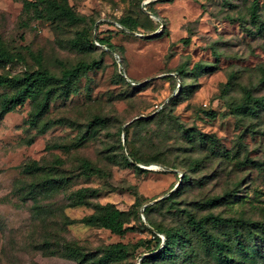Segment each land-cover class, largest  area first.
Listing matches in <instances>:
<instances>
[{"label": "rangeland", "instance_id": "1", "mask_svg": "<svg viewBox=\"0 0 264 264\" xmlns=\"http://www.w3.org/2000/svg\"><path fill=\"white\" fill-rule=\"evenodd\" d=\"M55 1L81 19L56 14L46 1L0 0V47L13 54L0 73L41 66L59 75L96 61L65 94L45 86L52 93L35 123L42 88L0 116V264H86L66 257L64 246L97 256L113 242L129 253L108 264H137L146 252L134 244L151 236L138 216L188 233L173 256L147 264H264L260 229L239 228L242 244L261 248L241 263L238 232L206 220L230 246L233 259L224 263L185 221L189 212L264 223V104L254 103V113L234 107L244 89L264 95V0ZM197 63L210 67L197 71ZM12 91L0 85V98ZM127 152L136 162L123 159ZM211 197L218 200L206 204ZM95 203L126 211L121 233L81 221Z\"/></svg>", "mask_w": 264, "mask_h": 264}, {"label": "trees", "instance_id": "2", "mask_svg": "<svg viewBox=\"0 0 264 264\" xmlns=\"http://www.w3.org/2000/svg\"><path fill=\"white\" fill-rule=\"evenodd\" d=\"M34 1H46L48 6L59 15H63L69 20H78L81 19L80 16L74 14L71 9L66 6L64 3L56 2L55 0H34ZM121 28L132 30V26L128 24L127 20L119 19ZM97 41L98 46H100L98 40L100 38H95L91 36L89 39L90 44ZM106 47L109 48L107 45ZM118 59L120 57L117 55ZM13 59V54L2 49L0 47V61H10ZM94 60L90 61H77L70 67L64 68L59 75H55L49 72L47 69L38 66L31 70H24L19 75H7L0 73V85H10L13 87V91L9 95H3L0 98V116L10 110H13L17 105L23 103V101L30 97L34 92L38 89L42 88V100L38 102L37 106L34 110V115L30 118V123H35L36 117L42 115L45 112L47 107V101L49 96L52 93L51 87L45 88L47 85L58 84L59 91L62 93H66L67 87L70 82L81 72L93 67L96 63ZM207 65L203 64H195L193 68L197 71H205L207 69ZM119 77L127 84L137 87L138 84L131 80L133 83L127 81L120 73ZM264 104V95H261L257 98H252L248 89H244L243 92V102L235 105V109L241 112L254 113L255 112V104L254 103ZM100 118L98 116H93L90 122H97ZM46 123H42L38 128L39 131H42L46 127ZM203 136V134H201ZM207 137V136H206ZM58 147H64L62 144H57ZM123 159L127 161L136 162V160L132 157V155L127 152L122 156ZM87 164H83L86 166ZM25 170H36L39 169L40 166L35 164H24ZM141 169L142 168H138ZM187 177L184 173L180 174V179L185 180ZM218 200V197H211L204 200L206 204L215 202ZM137 203L135 199L132 205L134 206ZM94 210L83 216L81 221L86 224H97L104 228L109 229L114 233H121L123 229L121 228L122 216L126 211L119 210L114 208L110 204H99L95 203L93 207ZM140 215H143L146 218V206L141 209ZM185 221L188 225L189 229L197 234L200 238V241L205 244L210 254L220 262H228L233 259V256L228 253L230 246L222 240L217 239L210 232H208L204 223L206 220L211 221L216 224H224L233 229V232H238L236 238L234 239V250L240 255V262H245L248 258L253 259L255 255L261 254V248L255 244H242L239 239V228L244 227L247 229V232H251L252 227H256L260 229L259 231L264 235V223L261 222H253L241 217L234 216H221L218 214L207 213L204 216L195 218L189 212L185 213ZM140 221V225H142L150 234L149 238L140 239L134 245V247L141 246L142 251L146 252L145 254L139 253V264H147L149 259L153 258H165L171 257L174 255V246L183 244L188 240L187 231L182 229H163L158 226L152 225L148 220L147 224H144L141 219V216H138ZM161 233L163 235V239L160 240V237L157 235ZM161 241V242H160ZM63 253L66 257H69L79 263L86 264H108L112 261H117L124 258L129 253V247L127 244L122 242H113L107 245V247L97 256H94L91 252H82L76 246L71 244H67L64 246ZM114 264V263H112Z\"/></svg>", "mask_w": 264, "mask_h": 264}, {"label": "built area", "instance_id": "3", "mask_svg": "<svg viewBox=\"0 0 264 264\" xmlns=\"http://www.w3.org/2000/svg\"><path fill=\"white\" fill-rule=\"evenodd\" d=\"M94 43L97 44V41L94 40ZM115 57H116V60L119 61L117 55H115ZM121 71H122V73H121L122 76H123L127 81H129L130 83H133V82L129 79V77H127V76L125 75V73L123 72V69H121Z\"/></svg>", "mask_w": 264, "mask_h": 264}, {"label": "water", "instance_id": "4", "mask_svg": "<svg viewBox=\"0 0 264 264\" xmlns=\"http://www.w3.org/2000/svg\"><path fill=\"white\" fill-rule=\"evenodd\" d=\"M143 207H141V209H142ZM139 258H137V260H138ZM136 263L138 264V261H136Z\"/></svg>", "mask_w": 264, "mask_h": 264}]
</instances>
